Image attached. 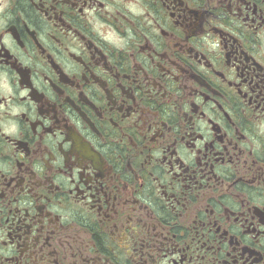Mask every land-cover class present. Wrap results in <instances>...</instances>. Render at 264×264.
<instances>
[{
  "label": "flooded vegetation",
  "instance_id": "1",
  "mask_svg": "<svg viewBox=\"0 0 264 264\" xmlns=\"http://www.w3.org/2000/svg\"><path fill=\"white\" fill-rule=\"evenodd\" d=\"M0 264H264V0H0Z\"/></svg>",
  "mask_w": 264,
  "mask_h": 264
}]
</instances>
